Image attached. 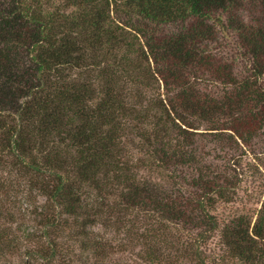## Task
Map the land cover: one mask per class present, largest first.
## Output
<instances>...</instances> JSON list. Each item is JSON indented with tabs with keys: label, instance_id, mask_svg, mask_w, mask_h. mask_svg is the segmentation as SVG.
Returning <instances> with one entry per match:
<instances>
[{
	"label": "trees",
	"instance_id": "1",
	"mask_svg": "<svg viewBox=\"0 0 264 264\" xmlns=\"http://www.w3.org/2000/svg\"><path fill=\"white\" fill-rule=\"evenodd\" d=\"M231 30L250 75L213 46ZM262 76L264 0H0V264H264V203L219 220L228 181L191 136L243 137Z\"/></svg>",
	"mask_w": 264,
	"mask_h": 264
},
{
	"label": "rangeland",
	"instance_id": "2",
	"mask_svg": "<svg viewBox=\"0 0 264 264\" xmlns=\"http://www.w3.org/2000/svg\"><path fill=\"white\" fill-rule=\"evenodd\" d=\"M174 30L177 29L173 25L164 27L166 33ZM213 46L219 49L218 54L232 64L238 77L250 75L247 71L250 63L241 55L237 47V37L232 30L220 32L218 42L213 43ZM261 79L264 87V76ZM209 89L214 93L224 92L221 86L213 85ZM159 92L164 93L163 87ZM162 96L165 97V94ZM236 118L233 120L227 118L224 125L220 126L222 128L217 129L208 128L206 124L200 122L195 123V128H191L193 130L191 136L197 141L198 148L204 151L201 155L208 161V166L211 163L212 167L209 171L218 172L221 179L228 181L227 195L224 199L218 200L215 211L219 220L228 222L234 217H243L242 219L251 220L253 225L264 203V114L247 126L249 129L247 128L243 133V137L229 128ZM241 119L244 121L246 118ZM136 142H132V145L128 144V149L132 152L136 151L137 156H142L144 150L138 151L136 148L139 147V143ZM146 170L145 168L143 170L145 177L160 181L159 172ZM38 200L44 201L43 197H39ZM95 230L111 239L113 244H119L124 239L122 232L117 233L116 230L108 227L97 225ZM220 246V235L217 232L209 241V253H220ZM138 251L139 248L136 247L134 253L127 252L121 255V258L125 261L130 259V263L136 264Z\"/></svg>",
	"mask_w": 264,
	"mask_h": 264
}]
</instances>
